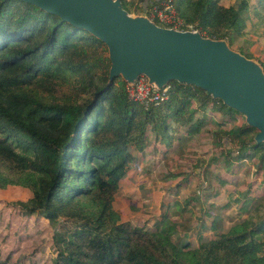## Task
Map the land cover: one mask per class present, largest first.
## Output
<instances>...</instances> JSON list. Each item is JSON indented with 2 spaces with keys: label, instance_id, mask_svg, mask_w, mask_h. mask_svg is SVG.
<instances>
[{
  "label": "trees",
  "instance_id": "trees-1",
  "mask_svg": "<svg viewBox=\"0 0 264 264\" xmlns=\"http://www.w3.org/2000/svg\"><path fill=\"white\" fill-rule=\"evenodd\" d=\"M161 1L121 0L129 12H149ZM258 1L264 8V0ZM174 3L191 28L229 45L250 18L249 0ZM253 13L258 14L256 7ZM262 17L261 22L264 11ZM109 66L105 43L87 30L33 3L0 0V188L30 189V197L14 203L28 213L42 211L55 226L54 264H264V193L251 195L258 187L235 198L238 212L247 208L246 216L226 230L215 231V218L206 224L203 215L194 227L196 243L183 237L186 226L182 235L170 232L177 224L164 210L154 230L119 219L113 195L146 146L148 128L167 146L171 129L192 136L204 128L206 117L195 116L199 110L209 106L230 118L239 112L177 80L167 83L165 100L145 105L129 97L120 76L109 80ZM209 132L221 147L219 161L229 167L252 159L264 182V141L254 140V127L242 122ZM229 139L232 149L222 145ZM219 209L214 205L205 214ZM201 227L214 229V236L202 238Z\"/></svg>",
  "mask_w": 264,
  "mask_h": 264
},
{
  "label": "rangeland",
  "instance_id": "rangeland-1",
  "mask_svg": "<svg viewBox=\"0 0 264 264\" xmlns=\"http://www.w3.org/2000/svg\"><path fill=\"white\" fill-rule=\"evenodd\" d=\"M220 1L230 4L234 0ZM249 1L250 18L246 22L244 33L230 46L243 50L262 65L264 21H261L264 8L258 0ZM155 6L153 4L149 12L132 10L131 13L144 14L160 25L173 27L153 15ZM253 7H256L258 14L253 13ZM175 10L177 11L176 7ZM191 26L194 27V24L183 20L180 28L198 29ZM195 116L206 117L204 128L192 136H186L180 128L169 130L171 145L166 146L156 140L154 133L148 128L149 140L146 146L136 153L137 158L130 163L113 195L112 205L120 220H128L135 226L154 230L155 221L164 210L177 224L175 230L170 232L179 230L178 234L182 235L186 226L189 229L187 228L188 232L183 237L196 243L194 227L199 226L203 215L207 219L206 224H210L215 218V231L226 230L237 219L246 216L247 208L238 212L235 198L240 199L241 195L246 196L252 190L253 193L256 187L259 189L251 195L264 193L263 176L260 170L257 171L256 161L248 158L226 167L224 162L219 161L223 158L221 147L212 142L209 132V129H228L245 122L244 115L239 112L235 118H230L208 106L204 111L196 112ZM178 131L181 137L175 138L179 135L175 134ZM222 145L228 149L233 148L230 139L224 140ZM177 187L179 191L176 193ZM215 190L219 192L209 195ZM30 196V189L19 184H8L0 188V261L3 264H54L57 252L53 241L55 226L42 211L28 213L14 203ZM214 205L220 206L218 213L205 214L206 210L213 211ZM60 221H63V217ZM200 230L204 239L215 234L212 228L201 227Z\"/></svg>",
  "mask_w": 264,
  "mask_h": 264
},
{
  "label": "water",
  "instance_id": "water-1",
  "mask_svg": "<svg viewBox=\"0 0 264 264\" xmlns=\"http://www.w3.org/2000/svg\"><path fill=\"white\" fill-rule=\"evenodd\" d=\"M101 39L108 50L109 80L132 84L141 74L161 88L171 80L203 88L245 117L264 141V68L225 38L178 29L127 11L121 0H23Z\"/></svg>",
  "mask_w": 264,
  "mask_h": 264
},
{
  "label": "built area",
  "instance_id": "built-area-1",
  "mask_svg": "<svg viewBox=\"0 0 264 264\" xmlns=\"http://www.w3.org/2000/svg\"><path fill=\"white\" fill-rule=\"evenodd\" d=\"M153 11V9H152ZM153 15L159 17L167 24L173 25L178 29L182 27L183 18L175 10L174 0H162L154 7ZM128 95L130 98L140 101L145 105L149 103H158L168 97L167 85L158 88L148 83L145 75H139L132 84H126Z\"/></svg>",
  "mask_w": 264,
  "mask_h": 264
}]
</instances>
